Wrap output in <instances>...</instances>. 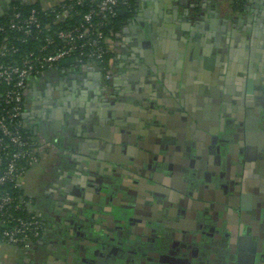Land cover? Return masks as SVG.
I'll return each instance as SVG.
<instances>
[{"label":"flooded vegetation","instance_id":"af4514ba","mask_svg":"<svg viewBox=\"0 0 264 264\" xmlns=\"http://www.w3.org/2000/svg\"><path fill=\"white\" fill-rule=\"evenodd\" d=\"M192 1L167 0L165 5L153 1L149 13L143 14L142 24L146 30L168 31L180 37L190 31L189 34L193 33L197 38L209 37L219 31L220 28L204 22L207 20L206 9L194 12L198 3ZM196 14L199 15L197 18ZM263 14L264 10L261 12L264 19ZM192 15L196 22L190 26L187 24ZM183 23L186 28L182 27ZM187 55L186 52V58L190 59ZM258 71L262 75L258 89L250 84L249 74L244 95L243 89L237 88V79L233 92L228 91V81L217 80L213 91L198 89L202 84L200 81L196 94L193 93V101L189 98V87L184 84L186 69L179 88L177 77L172 79L174 85L167 98L161 91L148 92V95L140 92L139 97L132 83H127L120 92L117 90V96L113 95L116 89L108 87L110 97L115 99L109 125L114 126L118 135L110 145L113 152L109 156H114L113 162L106 157L110 140L103 138L102 141V165L95 183L102 192L95 201L103 204L104 218L100 225L94 223L97 219L93 214L81 219L82 206L71 202L69 212L76 220L65 219L68 230L64 238L57 240L46 230L42 240L37 241L39 246L17 249L20 263L27 264L26 257H34V264L205 262L206 247L214 238L212 232L237 221L235 217L231 221L232 210H239L240 222L244 220L242 212L245 208L251 209V220L259 213L264 215V200L257 201L253 208L247 206L242 190H249L248 185L242 179L240 184L236 180L226 184L221 172L206 158L211 153L216 157L221 145L232 144L238 150L243 137L245 142L252 139L248 134L243 136L239 120L243 113H254L257 106L264 111V68ZM68 72L57 79V85L46 83L43 90L45 111L56 118H74L82 108L79 102L83 92L70 75L76 72L72 69ZM133 105L137 108L133 113L137 114L134 117L138 122L117 114L116 110ZM131 110L129 114L134 119ZM261 139L264 144L263 135ZM199 147L206 149L200 151ZM250 157L253 156L246 151L239 160ZM74 194L75 197L78 195L76 191ZM57 206L61 208L60 203ZM110 211L112 216L107 213ZM126 218L129 221L125 227ZM94 228L95 233L92 232ZM125 235H128L127 239Z\"/></svg>","mask_w":264,"mask_h":264},{"label":"crops","instance_id":"0c3cea01","mask_svg":"<svg viewBox=\"0 0 264 264\" xmlns=\"http://www.w3.org/2000/svg\"><path fill=\"white\" fill-rule=\"evenodd\" d=\"M63 1L0 0V17L15 4L51 9ZM153 1L159 2L158 5H165L167 2L141 0V11L149 13V6ZM199 1L200 7L207 10V20L204 22L220 28L219 31L212 33L211 37L212 34L202 38L195 37L193 33L189 34L190 31L189 36L185 37L187 40H182L168 31L158 32L157 29L148 31L142 23L123 26L115 38L109 39L112 52L110 84V79L105 80L102 72L98 73L96 65L81 66L79 71L73 74L72 79L83 92L79 102L82 108L74 118L73 116L56 118L48 114L45 111L47 106L43 96L46 83L55 86L57 79L69 72L62 73L63 68H54L28 83L23 117L25 132L31 140L38 161L24 172L20 186L24 194L34 201L32 207L46 223V230L57 240L63 239L68 230L64 224L65 219H75L71 217L68 208L71 202L82 206L81 219L93 214L97 219L94 223L97 222L99 225L106 213L102 208L103 204L95 201L102 192L95 183L102 165L103 138L110 140L106 146L108 151L106 157L113 162L111 158L114 156L111 158L109 156V153L113 152L110 145L118 135L114 126L109 125L113 119L111 117L113 104L103 102V98L113 100L109 92L108 96L105 94L108 87L112 85L120 92L127 83H132L134 90L139 92V97L141 93L148 95V92L161 91L167 98L168 94L171 96L170 90L174 85L172 79L174 76L177 77L176 84L179 88L184 82L182 74L186 69L184 84L189 87L187 90L190 101L194 100L193 93L196 94L200 81L202 84L198 89L206 88L205 90L212 91L216 90L217 80L222 83L228 81V91L233 92L236 90L237 79L239 80L237 88H242L244 95L246 77L249 74L250 84L258 89V82L262 77L258 70L264 68V19L261 16L264 0H249L247 12L234 11L230 0ZM193 21L196 22V19L192 15V20L187 25L192 26ZM186 52L190 59L186 58ZM53 71H57V74H52ZM153 74L156 76L155 80H149ZM129 110L133 117L137 116L134 114L136 106L122 107L116 111L120 116L123 115L124 119L138 122V118L133 119L130 116ZM253 112L257 114L243 113L239 120L240 131L243 136L248 134L251 140L245 142L243 137L238 150L232 144L221 145L216 157H213L212 153L210 156L204 154L210 164L221 172L226 184L229 180H236L240 184L242 179L244 184L248 185L249 190L245 188L242 192L246 205L252 208L256 206L257 201L264 200V144L261 139V136H264V111L261 106H257ZM198 149L201 151L206 148ZM246 151L253 157L240 161V156L242 158ZM212 185L211 183V187ZM214 186L217 188L216 183ZM75 191L78 194L76 197ZM58 203L61 204V208L57 206ZM107 213L112 216L111 211ZM230 214L231 221L235 218L237 221L229 224V227H221L212 232L214 238L206 247V261H190L188 264H264L263 213L261 216L259 213L251 220L252 211L245 208L242 212L244 217L242 222L238 220L239 210H232ZM92 232L95 233L96 229H92ZM63 246L65 247L64 243ZM20 261L17 248L0 244V264H21ZM25 261L27 264H34L35 258L26 257ZM185 263L175 261V264Z\"/></svg>","mask_w":264,"mask_h":264},{"label":"built area","instance_id":"2783aa9c","mask_svg":"<svg viewBox=\"0 0 264 264\" xmlns=\"http://www.w3.org/2000/svg\"><path fill=\"white\" fill-rule=\"evenodd\" d=\"M66 1V2H65ZM84 0H64L51 8L54 23L66 21L73 15L74 5ZM126 0H96V6L80 16L73 26L52 28L42 23L40 12L12 6L7 19L0 23V185L21 179L27 165L38 161L31 143L25 136L23 119L24 94L27 81L47 70L58 68L63 59L75 62L62 68L98 65L106 52L107 36L98 17L115 15ZM105 80L110 72L103 73ZM27 208L24 214L14 210ZM30 198L16 197L0 190V244L21 248L32 246L42 232V221Z\"/></svg>","mask_w":264,"mask_h":264},{"label":"trees","instance_id":"16d2710c","mask_svg":"<svg viewBox=\"0 0 264 264\" xmlns=\"http://www.w3.org/2000/svg\"><path fill=\"white\" fill-rule=\"evenodd\" d=\"M140 1L141 0H126L125 3H123V4L121 3L119 5L118 9L116 10L115 15H106V16L98 17V19H100L104 22V24L101 26V29L103 30L104 34L107 36V42L104 43L105 47H106V52L103 56L102 61L97 65V69H98L99 74H101V72L103 74L106 70L111 69L110 58H111L112 52H111V49L109 47V39L115 38L123 26L130 25L132 23L133 24H136V23L139 24V23H142V21H144V20H142L144 18V15H143L144 13L141 11ZM230 1H231V5H232V8L234 11H236V12H247L248 11L249 0H230ZM199 2H200L199 0H197V2L194 1V3L195 4L198 3V5H199ZM198 5H197V7L194 8V12H199L201 10V7ZM13 6H16L17 8H21L25 11H27L31 8H36L37 10H42V8L37 7L36 5L30 6V5H24V4H15ZM95 6H96V0H84L81 3L74 5V7L72 8L73 15L70 19H67L66 21H60V22L58 21L56 23H54L55 20L53 19V13L51 12V9H45V12L39 13L40 20L42 21V23L51 24L52 28H54V27L56 28V27H60V26H73L79 22L80 16L83 13L87 12L91 8H94ZM122 9H124V11L121 12ZM6 12H8V11H6ZM6 12L3 14L2 17H0V23H3L7 19ZM194 16H195V18H197V16H199V15L196 14ZM200 19L202 20L201 17H199V20ZM58 68L59 69L62 68V65L59 64ZM79 68L80 67L72 68V70L77 73L79 71ZM42 74L43 73H41L40 75H37L36 77H39ZM111 75H113V73ZM36 77L30 78L27 81V85L32 79H36ZM111 82H112V80L110 79L109 84ZM111 87H113V86L111 85ZM26 90H27V87H26ZM116 91L117 90L114 91V94H113L114 96H117ZM25 98H26V93L24 94V100H25ZM114 101H115V99L106 100L105 98H103L104 104H106L108 102L114 103ZM24 107H25V104H24ZM24 112H25V110L23 109V115H24ZM23 119H24V117H23ZM25 130L26 129L24 128V131ZM24 134H25V136L28 137L26 132ZM29 140H30V138H29ZM29 142H31V140ZM28 147L33 149L31 143L28 145ZM28 167H29V165L26 166L25 171L27 170ZM0 190H8L11 192V194H13L16 197L21 196V197H25V198H30L29 196L24 194V192L22 191L21 186H20V180L16 181V182H12V183L6 182V183L0 185ZM30 199L32 200V198H30ZM27 211H28L27 208L24 209L23 206L14 210V212H16V213L24 212V214ZM39 219L42 221V232H41V235L36 240H34V242L32 243V246H39L38 242L40 240H42V238H43L42 236L44 235V233L46 231V223L44 222V220L42 219L41 216H39ZM9 246L17 248V249H23V248L18 247V246H13V245H9Z\"/></svg>","mask_w":264,"mask_h":264},{"label":"water","instance_id":"95a60500","mask_svg":"<svg viewBox=\"0 0 264 264\" xmlns=\"http://www.w3.org/2000/svg\"><path fill=\"white\" fill-rule=\"evenodd\" d=\"M122 11H124V9H122L121 10V12ZM216 15V14H215ZM186 23H183L182 24V27H185L186 28V25H185ZM149 31V30H148ZM179 33H180V31H179ZM181 34V33H180ZM189 36V34L187 33L185 36H182L181 35V37H180V35H178V37L179 38H181L182 40H187L186 38ZM186 37V38H185ZM183 46V45H182ZM189 46V44L187 45V47ZM185 49H186V44H185V47H184V51H185ZM75 62V59L74 58H66V59H63L62 61H61V65H69V64H72V63H74ZM69 70L68 69H62V73H65V72H68ZM157 75V74H156ZM72 77H73V74L71 75ZM158 76V75H157ZM63 77H65L66 78V76H63ZM155 75L153 74V75H150V77H149V80L150 79H152L153 81L155 80ZM157 111V110H156ZM106 129H107V127H106Z\"/></svg>","mask_w":264,"mask_h":264},{"label":"rangeland","instance_id":"374dc122","mask_svg":"<svg viewBox=\"0 0 264 264\" xmlns=\"http://www.w3.org/2000/svg\"><path fill=\"white\" fill-rule=\"evenodd\" d=\"M109 91L108 90H106V92H105V94L108 96V93ZM105 213V212H104ZM127 221H129V218H126V223H124V225H125V227H126V224H127ZM126 229V228H125ZM127 236L128 235H125V238L127 239Z\"/></svg>","mask_w":264,"mask_h":264}]
</instances>
